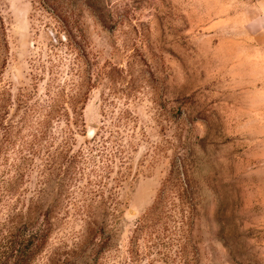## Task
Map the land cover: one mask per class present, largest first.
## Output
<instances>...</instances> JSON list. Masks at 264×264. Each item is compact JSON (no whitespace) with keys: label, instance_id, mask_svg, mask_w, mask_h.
Segmentation results:
<instances>
[{"label":"rangeland","instance_id":"obj_1","mask_svg":"<svg viewBox=\"0 0 264 264\" xmlns=\"http://www.w3.org/2000/svg\"><path fill=\"white\" fill-rule=\"evenodd\" d=\"M226 4L0 0V264H264L263 57Z\"/></svg>","mask_w":264,"mask_h":264},{"label":"crops","instance_id":"obj_2","mask_svg":"<svg viewBox=\"0 0 264 264\" xmlns=\"http://www.w3.org/2000/svg\"><path fill=\"white\" fill-rule=\"evenodd\" d=\"M226 1L228 7L237 4L243 9L239 14L244 16L245 32L249 34L253 45L259 46L260 56L263 57L259 68L262 73L258 80H264V0H225V3ZM231 13L233 11L228 10L227 22L233 19L229 18L230 15H233ZM259 99H264V86L259 89Z\"/></svg>","mask_w":264,"mask_h":264},{"label":"trees","instance_id":"obj_3","mask_svg":"<svg viewBox=\"0 0 264 264\" xmlns=\"http://www.w3.org/2000/svg\"><path fill=\"white\" fill-rule=\"evenodd\" d=\"M45 218H46V222H45V225L44 227L41 229V231H39V235H38V246H42L47 238H48V234H49V231H50V228H51V221L49 219V216L48 215H45ZM27 253V252H25ZM23 256H25V254H23ZM32 256L31 253H28V255H26L25 259L28 260L30 257Z\"/></svg>","mask_w":264,"mask_h":264}]
</instances>
